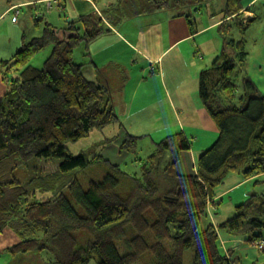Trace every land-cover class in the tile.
Instances as JSON below:
<instances>
[{
    "label": "trees",
    "instance_id": "obj_1",
    "mask_svg": "<svg viewBox=\"0 0 264 264\" xmlns=\"http://www.w3.org/2000/svg\"><path fill=\"white\" fill-rule=\"evenodd\" d=\"M91 1L90 11L64 27L44 22L38 35L22 37L12 56L0 60L5 84L0 94V165L61 158L55 171L27 181L42 185L43 191L57 190L55 195L16 198L0 216V234L9 228L19 237L0 252L10 256L5 264H186L185 259L187 264H235L219 232L254 245L261 242L262 248L257 247L263 250L264 193L237 203L227 219L207 222L215 203L213 189L229 172L243 178L264 172V95L246 76H241V95L236 83L248 55L244 31L256 19L243 16L251 6L225 0L217 24L220 53L198 74V97L217 137L198 156L195 174L175 170L180 152L189 148L181 132L153 142L138 159L139 173L128 174L99 155L86 160L65 152V142L117 121L108 88L82 74L83 65L93 63L88 45L130 16L166 10L190 23L189 11L212 0H112L101 9ZM33 21L38 25L42 19ZM233 30L239 39L232 37ZM81 44L86 61L77 63L73 52ZM46 47L43 66L30 64ZM138 139L126 133L120 148L135 152ZM93 165H104L106 172L82 189L78 174ZM18 185L15 179L0 180V197Z\"/></svg>",
    "mask_w": 264,
    "mask_h": 264
},
{
    "label": "crops",
    "instance_id": "obj_2",
    "mask_svg": "<svg viewBox=\"0 0 264 264\" xmlns=\"http://www.w3.org/2000/svg\"><path fill=\"white\" fill-rule=\"evenodd\" d=\"M243 1L245 7L251 6L243 16L258 18L256 7L262 0ZM84 3H88L89 8L93 5L91 0H0V21L10 14L11 25L18 23L22 28L36 25L37 29L28 37L19 31L20 45L22 37L29 39L38 35L44 24H40L42 21L49 22L45 10L53 9L63 19L67 18L58 26L49 22L64 27L70 19L86 12ZM34 18L42 21L37 25ZM260 21L264 29V15ZM218 23V19L212 17L198 26L196 21L189 23L184 16L166 10L127 17L88 45L93 63H85L81 69L86 79L98 80L108 88L119 125L125 133L138 136L137 142L147 138L153 143L171 134L182 133L189 148L183 150L182 159L175 165L181 174H195L198 156L217 137V128L198 97V74L220 53L222 44ZM250 26L246 27L244 36ZM83 49L82 45L81 57L76 61L73 59L75 62L86 61L82 56ZM247 59L240 66L238 77L243 75L251 80L246 71ZM262 182L264 172L248 178L238 172H229L213 189L215 203H220L222 195L243 184ZM248 188L227 210L213 213L209 209L207 222L215 225L230 217L237 203L258 192L254 186ZM260 190L264 193V188ZM218 234L226 250H234L244 242ZM235 258L240 259L238 253ZM255 260H258L257 256Z\"/></svg>",
    "mask_w": 264,
    "mask_h": 264
},
{
    "label": "rangeland",
    "instance_id": "obj_3",
    "mask_svg": "<svg viewBox=\"0 0 264 264\" xmlns=\"http://www.w3.org/2000/svg\"><path fill=\"white\" fill-rule=\"evenodd\" d=\"M111 1L112 0H95L94 6L98 9H101L104 3ZM224 4L225 0H212L209 3L197 5L199 7L198 10L194 9L189 11L190 19L191 21H196L198 26H200V22H206L212 17L214 19H218L220 17L219 13L223 9ZM88 6V3H84V11H90ZM93 9H91V12H93ZM256 11L258 18L251 22V26L247 34L245 36L243 35L245 40V50L249 53L246 71L251 77L255 88L260 94L264 95V29L262 28V25H260V20L264 15V6L262 2L257 5ZM45 16L46 20L57 26L60 23H64V20L66 21L67 19H63V16L58 15V13H56L53 9L45 10ZM10 19L11 17L9 14V16H6L0 21V60L9 58L15 52L19 45V39L17 37L20 34L19 31H23V33L28 37L29 34L37 29V27L33 25H27L23 28L21 27V24L18 23L11 25ZM42 23H44V21H42L40 24L42 25ZM231 35L236 39L241 37V35L236 30H233ZM81 48L82 44L74 49L73 59L75 61L79 60L81 57ZM48 51L49 47H46L42 51L36 53V55L31 58L30 64L42 67ZM113 73H115L114 75H117L116 71H113ZM241 76L236 80L238 95H241L244 92L243 86L241 84ZM4 90L5 84L0 80V93H2ZM125 135L126 133L123 127L119 125L118 121H114L110 124H107L102 129L91 130L86 137L80 138L77 141L65 142L64 148L67 154H71L73 156L82 155L86 160H89L94 155H99L101 158L108 160L109 163L118 165L128 174H138L140 171V160L138 159H142L147 155V153H149L153 147V143L150 142L149 139L144 138L137 143L135 152L126 151L120 148V144L124 140ZM182 154L183 151L180 152L178 161L179 159H182ZM60 161L61 158L58 157H52L49 159L32 158L25 162L10 161L1 164L0 180L9 181L15 179L19 185L16 188L5 189L4 196L0 197V216L3 212L9 211L11 209V206L15 203L16 198L21 201L22 198L28 194H31V196L37 200L43 196L45 197L49 195H55L57 190L55 192L46 190L43 191L39 189L42 187V185L37 187L34 183L31 185L27 184V181L36 175H44L55 171ZM105 172L106 168L104 165H93L87 167L83 171H80L78 174V181L81 188L86 189L88 182L91 179L99 180L102 178ZM250 186H254L255 191H258L257 193H259L262 192L260 189L264 188V182L259 184L251 183L250 185L246 183L238 189H232L230 190L231 192L228 191L222 195V197L219 199V204H211L209 209L213 213L216 211L218 212L221 210H227L229 206L234 203L237 196L243 193L246 188H250ZM18 239L19 237L15 235L11 229L5 228L3 233L0 234V252H2L7 246L18 241ZM262 240H264V231L262 232ZM229 250H231L230 252L233 257H235L237 253L239 254L240 259L236 260L235 264H252V262L253 264H264V249H259L251 242L245 241L233 251L232 249ZM256 256L258 257V260H255ZM9 261L10 256L8 254L2 253L0 256V264H5ZM33 263L40 264L34 261ZM185 263L187 264V259H185ZM88 264H95V262L91 260ZM140 264H142V262Z\"/></svg>",
    "mask_w": 264,
    "mask_h": 264
},
{
    "label": "built area",
    "instance_id": "obj_4",
    "mask_svg": "<svg viewBox=\"0 0 264 264\" xmlns=\"http://www.w3.org/2000/svg\"><path fill=\"white\" fill-rule=\"evenodd\" d=\"M255 245L258 246L259 248H262V243L261 242L256 243Z\"/></svg>",
    "mask_w": 264,
    "mask_h": 264
},
{
    "label": "water",
    "instance_id": "obj_5",
    "mask_svg": "<svg viewBox=\"0 0 264 264\" xmlns=\"http://www.w3.org/2000/svg\"><path fill=\"white\" fill-rule=\"evenodd\" d=\"M68 21H69V19H68Z\"/></svg>",
    "mask_w": 264,
    "mask_h": 264
}]
</instances>
